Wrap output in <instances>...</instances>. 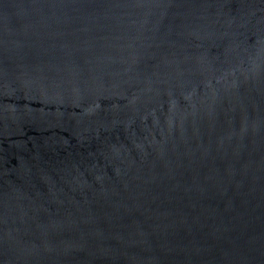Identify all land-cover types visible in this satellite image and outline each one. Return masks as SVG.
Returning a JSON list of instances; mask_svg holds the SVG:
<instances>
[{"label": "water", "instance_id": "1", "mask_svg": "<svg viewBox=\"0 0 264 264\" xmlns=\"http://www.w3.org/2000/svg\"><path fill=\"white\" fill-rule=\"evenodd\" d=\"M0 264H264V0H0Z\"/></svg>", "mask_w": 264, "mask_h": 264}]
</instances>
